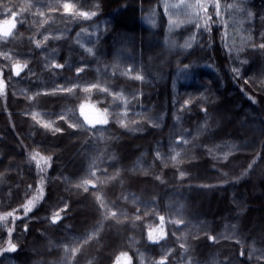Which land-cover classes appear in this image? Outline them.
I'll return each instance as SVG.
<instances>
[{"label": "trees", "instance_id": "1", "mask_svg": "<svg viewBox=\"0 0 264 264\" xmlns=\"http://www.w3.org/2000/svg\"><path fill=\"white\" fill-rule=\"evenodd\" d=\"M219 1L0 0V264H264V0Z\"/></svg>", "mask_w": 264, "mask_h": 264}, {"label": "rangeland", "instance_id": "2", "mask_svg": "<svg viewBox=\"0 0 264 264\" xmlns=\"http://www.w3.org/2000/svg\"><path fill=\"white\" fill-rule=\"evenodd\" d=\"M208 1L209 0H163V8L169 19V27L171 29H178L189 21H195L201 13V8L208 4ZM212 1L218 5V9L221 8L219 0ZM221 14H223L222 11ZM0 29H8V27L6 25H0ZM82 113L86 120L91 123H98L103 120L102 115L92 105L83 106ZM121 264L129 263L125 260Z\"/></svg>", "mask_w": 264, "mask_h": 264}, {"label": "snow or ice", "instance_id": "3", "mask_svg": "<svg viewBox=\"0 0 264 264\" xmlns=\"http://www.w3.org/2000/svg\"><path fill=\"white\" fill-rule=\"evenodd\" d=\"M190 7H194V6H190ZM216 7H217V9H218V5H216ZM229 7H231V5H229ZM64 8H65V10L67 11V10H69V9L71 8V5L65 4V5H64ZM6 10H7V11H10V9H6ZM216 14L219 15V12L217 11ZM12 15H13V18H14L16 14L13 13ZM41 15H43V13H41ZM77 15L83 16V17H85V18H90V16H94V15H95V12H92L91 14H89V13H77ZM209 19H210V17H209ZM7 23H8V21H5V24H7ZM197 26L199 27V25H197ZM11 27L14 28V27H15V24H12ZM10 35H11V28H8V29H0V38H7V37L10 36ZM46 39H47V37H45V40H46ZM36 43H37V46L39 47L40 42L37 41ZM184 46H185V47H190L191 45H190V43H186ZM262 47H264V45H262ZM88 51L91 52V49H89ZM6 58L10 59V57H6ZM14 67H15V69H16V74L19 75V72L23 70V67H27V65L25 64V65H23V67H22V66H20V65L17 63ZM58 67H62V66H58ZM137 79H141V77H137ZM4 87H5V86H4L3 81L0 80V94L3 93V91H4ZM69 91H71V89H69ZM119 98H120V99H123L122 96L119 97ZM33 119H36V115H35V114L33 115ZM102 123H107V121H102ZM44 127H51V125H50V124H44ZM185 142H186V141H185ZM176 155H179V153H176ZM31 159H32V160H35V161L37 162V167H39L41 161L46 162V160H47V159H50V158H44V157H41V156L39 155V153H34V154H32ZM173 159H175V157H173ZM93 175H94V174H93ZM85 191H87V188H85ZM34 199H35V198H34ZM32 206H33V201H32V200H29L28 203L24 206V208H25V214H27L28 211H31V207H32ZM12 215H13V213H11V212H10V213H7V214H4V215H0V221H7L8 217H9V216H12ZM59 218H60V217H59V213H56V214L52 217V220H53V222H56ZM160 219H161V223H163V217H161ZM10 235H11V231L9 230V236H10ZM149 238H150V239L152 238V237H151V234H150ZM15 248H16V246H15L14 244H12V243H11V240L9 239V241H8V246H7L6 248H4L3 251H14Z\"/></svg>", "mask_w": 264, "mask_h": 264}]
</instances>
